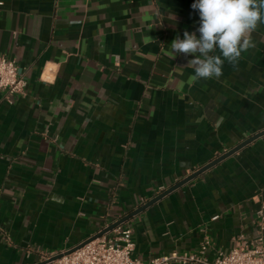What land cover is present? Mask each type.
<instances>
[{
    "label": "crops",
    "instance_id": "obj_1",
    "mask_svg": "<svg viewBox=\"0 0 264 264\" xmlns=\"http://www.w3.org/2000/svg\"><path fill=\"white\" fill-rule=\"evenodd\" d=\"M2 1L0 55L27 87L0 90V264H51L264 130V23L193 81L194 57L169 53L199 38L194 0ZM262 202L264 135L122 225L142 261L206 239L212 259L257 235Z\"/></svg>",
    "mask_w": 264,
    "mask_h": 264
},
{
    "label": "built area",
    "instance_id": "obj_2",
    "mask_svg": "<svg viewBox=\"0 0 264 264\" xmlns=\"http://www.w3.org/2000/svg\"><path fill=\"white\" fill-rule=\"evenodd\" d=\"M3 4L0 0V5ZM26 87L27 80L20 73L16 60L0 55V90L8 96H16L25 94ZM256 216L257 235L254 238L248 240L240 235L230 251L218 253L212 259L205 256L210 243L206 239L197 252H173L142 261L133 256L132 229L121 224L70 252H60L61 255L51 260V264H170L172 260L190 264H264V202ZM60 253L47 255V258Z\"/></svg>",
    "mask_w": 264,
    "mask_h": 264
},
{
    "label": "clouds",
    "instance_id": "obj_3",
    "mask_svg": "<svg viewBox=\"0 0 264 264\" xmlns=\"http://www.w3.org/2000/svg\"><path fill=\"white\" fill-rule=\"evenodd\" d=\"M199 13V38L187 30L183 39L170 43V55L193 56L187 65L194 68L193 81L220 78L226 61L235 65L243 52L253 47L251 33L264 23V0H194ZM219 50L220 55L214 53Z\"/></svg>",
    "mask_w": 264,
    "mask_h": 264
},
{
    "label": "water",
    "instance_id": "obj_4",
    "mask_svg": "<svg viewBox=\"0 0 264 264\" xmlns=\"http://www.w3.org/2000/svg\"><path fill=\"white\" fill-rule=\"evenodd\" d=\"M264 135V130H262L261 132H258L256 134H253L252 136H250L249 138H247L246 140H244L243 142L239 143L237 146L233 147L232 149H230L228 152H226L225 154L217 157L216 159H214L213 161L209 162L208 164H206L205 166H203L202 168H200L199 170H197L196 172H194L193 174L187 176L186 178H184L183 180L179 181L178 183H176L175 185H173L172 187H170L169 189L163 191L162 193L158 194L156 197L152 198L151 200H149L147 203L143 204L142 206H140L139 208L135 209L133 212H131L130 214L124 216L123 218H121L120 220L113 222L112 224H110L109 226H107L106 228H104L103 230H101L98 234H95L94 236H91L90 238L86 239L85 241H83L82 243L78 244L77 246L67 250V252H70L80 246H82L83 244L102 236L103 234L111 231L112 229H114L115 227H117L118 225H121L123 223H125L126 221H128L130 218H132L134 215H137L138 213L142 212L144 209H146L147 207H149L150 205H152L153 203L157 202L159 199H161L162 197H164L165 195H167L168 193H170L171 191L177 189L178 187L182 186L183 184H185L186 182L192 180L193 178L197 177L200 173H202L203 171L207 170L208 168L212 167L213 165L217 164L218 162H220L221 160H223L224 158L232 155L233 153H235L236 151H238L239 149H241L243 146H245L246 144L252 142L253 140L261 137ZM61 255L58 254L56 256H53L52 258H50L49 261L59 257Z\"/></svg>",
    "mask_w": 264,
    "mask_h": 264
}]
</instances>
